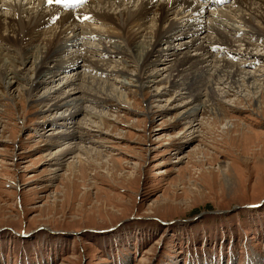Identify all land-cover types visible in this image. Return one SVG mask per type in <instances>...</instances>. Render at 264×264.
<instances>
[{
	"label": "rangeland",
	"instance_id": "374dc122",
	"mask_svg": "<svg viewBox=\"0 0 264 264\" xmlns=\"http://www.w3.org/2000/svg\"><path fill=\"white\" fill-rule=\"evenodd\" d=\"M219 54L248 71L264 63ZM87 68L83 78L118 89L128 78ZM157 88L168 95L156 100ZM120 91L129 105L84 98L104 124L73 120L74 141L99 154L54 159L61 131L76 124L44 117L41 91L8 92L0 81V264H264V96L235 89L218 115L209 106L195 114L190 122L203 123L192 133L175 106L188 100L170 102L177 90L166 82Z\"/></svg>",
	"mask_w": 264,
	"mask_h": 264
},
{
	"label": "bare ground",
	"instance_id": "6f19581e",
	"mask_svg": "<svg viewBox=\"0 0 264 264\" xmlns=\"http://www.w3.org/2000/svg\"><path fill=\"white\" fill-rule=\"evenodd\" d=\"M68 1L0 0V81L8 92L29 96L41 91L44 117L61 121L59 126L76 124L61 131L59 147L50 155L54 159L78 148L86 155L99 154L74 141L79 127L73 120L80 114L92 124H104L106 113L87 105L86 97L129 105V95L120 88L166 82L177 90L170 102L188 100L175 106L182 108L178 118L193 133L203 123L190 122L195 114L209 106L218 115L216 103L235 89L239 96L246 91L244 98L264 96V63L258 72L243 69L226 55L218 59L221 50H234L250 58L248 68L264 61V54L250 48L255 39L264 46V0H234L231 5L224 0H81L79 7L66 6ZM90 41H97L101 50L90 47ZM236 41L245 47L242 52ZM87 67L106 77L128 78H123L126 83L114 79L118 89L96 76L83 78ZM56 78L62 81L54 84ZM155 91L156 100L169 92Z\"/></svg>",
	"mask_w": 264,
	"mask_h": 264
},
{
	"label": "snow or ice",
	"instance_id": "6c2138e0",
	"mask_svg": "<svg viewBox=\"0 0 264 264\" xmlns=\"http://www.w3.org/2000/svg\"><path fill=\"white\" fill-rule=\"evenodd\" d=\"M49 3H52L53 0H48ZM56 3H62L65 2V0H55Z\"/></svg>",
	"mask_w": 264,
	"mask_h": 264
}]
</instances>
